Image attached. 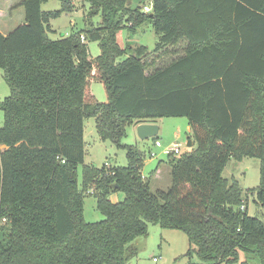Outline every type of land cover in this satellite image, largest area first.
Segmentation results:
<instances>
[{"label":"trees","instance_id":"trees-1","mask_svg":"<svg viewBox=\"0 0 264 264\" xmlns=\"http://www.w3.org/2000/svg\"><path fill=\"white\" fill-rule=\"evenodd\" d=\"M47 1L21 0L25 22L0 31L10 88L0 101V264H129L149 224L184 231L187 255L201 264H249L242 252L264 264V222L249 215L240 182L224 176L231 159L258 158L264 208V0H149L150 12L133 0H83L102 24L58 39L48 32L62 9L43 10ZM145 23L158 35L153 50L120 45V29ZM96 40L91 58L87 42ZM180 41L183 55L147 70L152 53ZM92 79L107 101L90 92ZM91 117L101 139L126 150L127 165L85 163ZM164 117L187 118L196 146L168 153L172 184L154 191L144 152L123 140L132 122ZM91 190L101 221L84 218ZM119 191L125 198L114 202Z\"/></svg>","mask_w":264,"mask_h":264},{"label":"rangeland","instance_id":"rangeland-1","mask_svg":"<svg viewBox=\"0 0 264 264\" xmlns=\"http://www.w3.org/2000/svg\"><path fill=\"white\" fill-rule=\"evenodd\" d=\"M20 1L10 0L8 2V0H0V6H3L4 15L7 16L5 26L2 27L5 32H10L25 22V8L18 4ZM148 1L133 0L132 6L136 7L140 3H147ZM13 5L15 6L12 8ZM42 9L45 11L62 9V13L50 21L53 30L49 31L48 35L52 39L68 36L72 32H81L85 35V30L95 29L102 24L101 13L95 11L90 3L83 0H70L67 3V7L62 0H48L42 5ZM82 37L85 41V37ZM118 42L122 47H128V45H146L149 50H153L158 42V35L151 24L145 23L138 28L136 33H131L128 29H120L118 31ZM87 44L91 58L100 54V40L88 41ZM186 46L185 41H180L177 44L170 45L161 54L159 52L156 54L152 53L149 60L154 56L157 57H154L156 59L155 62L151 63V66H147V70L151 71L156 67L171 63L179 55L184 54L183 49ZM175 52H179V54H174ZM0 88H3L5 95H9L10 88L4 78V70L2 68H0ZM89 90L98 101L108 100L105 86L100 80L92 79ZM158 120L161 126L159 133V139L162 143L161 147L156 146L153 139L145 141L140 139L137 134V126L140 123L136 121L127 127V136L123 140V143L133 145L134 148L144 152V166L142 169L144 177L150 176L161 160L167 161L168 153L166 149L178 144L181 153H183L196 146L192 130H188L187 118L164 117ZM0 123V126L4 123V112L1 109ZM85 133V163L97 167H101L106 162L113 166L127 165L126 150L117 147L110 140L100 138L94 117L86 118ZM189 139H192L194 143L192 147H188ZM161 166L165 172H162L158 180L155 179V182L153 181L152 190L154 191L157 189L166 190L172 184L169 165L166 163ZM224 176L229 179L235 178L240 182L246 197L244 203L247 206L249 215L257 217L264 222V208L257 202V189L260 185V160L253 157H245L242 161L231 159L224 170ZM78 178L81 183L82 165L78 168ZM91 191L90 193L87 192L85 197L84 218L89 222L101 221L105 216L97 208L94 196L95 191ZM111 198L114 202L122 201L125 198V194L123 191H119L114 193ZM132 244L137 247L138 255L129 264H201L196 255H187L190 249L188 235L177 228L169 229L149 224L148 234L137 237ZM155 258L157 261L154 260ZM246 260H248L249 264H258L257 258L253 256H248L247 258L242 252L241 261Z\"/></svg>","mask_w":264,"mask_h":264},{"label":"crops","instance_id":"crops-1","mask_svg":"<svg viewBox=\"0 0 264 264\" xmlns=\"http://www.w3.org/2000/svg\"><path fill=\"white\" fill-rule=\"evenodd\" d=\"M8 2H10V0H8ZM3 6H0V31L3 33V34H7V33H9V32H5L4 30H3V26H5V20H6V18H7V16L6 15H4V12H3V8H2ZM9 12H11V11H9ZM53 29V28H52ZM11 32V31H10ZM5 92H4V90H3V88H0V101H2L6 96H8V94L7 95H5L4 94ZM5 95V96H4ZM160 119V118H159ZM151 123H156V124H158L159 126H160V123H159V120L158 119H156V120H154V121H150ZM142 123V122H141ZM1 124V123H0ZM188 130L189 131H191V128H190V125H189V123H188ZM160 131H161V126H160ZM160 131H159V133H160ZM86 135V133L84 132V136ZM157 139L158 140H160L159 139V134H158V137H157ZM145 141V140H144ZM153 141L154 142H156V140H154L153 139ZM85 144H86V142H85ZM156 145V144H155ZM157 146V145H156ZM86 147V146H85ZM159 147H161V146H159ZM7 147H6V145H0V150L1 151H3V150H5ZM191 150V149H190ZM86 152V151H85ZM85 156H86V153H85ZM163 163L162 164H168V162L166 161V160H163L162 161ZM86 164H88V163H86ZM162 164H157V167H156V169H155V174H154V176H153V180H152V184H153V181L155 182V179L156 180H158L159 179V176L160 175H162V172H165V171H163L162 170ZM169 165V164H168ZM170 167V166H169ZM167 171V170H166ZM168 172V171H167ZM170 175H171V168H170ZM112 197V196H111ZM112 199V198H111Z\"/></svg>","mask_w":264,"mask_h":264},{"label":"water","instance_id":"water-1","mask_svg":"<svg viewBox=\"0 0 264 264\" xmlns=\"http://www.w3.org/2000/svg\"><path fill=\"white\" fill-rule=\"evenodd\" d=\"M159 131H160V126L156 123L142 122L137 126V134L142 140H149L156 138L159 134ZM193 145L194 143L192 139H189L188 147H192ZM114 187H118V184H115Z\"/></svg>","mask_w":264,"mask_h":264},{"label":"built area","instance_id":"built-area-1","mask_svg":"<svg viewBox=\"0 0 264 264\" xmlns=\"http://www.w3.org/2000/svg\"><path fill=\"white\" fill-rule=\"evenodd\" d=\"M152 10V3H146L145 5H143V11L144 12H150ZM155 144L157 146H162V143L160 140H156ZM167 153H176V154H181V150L178 144H175L173 147H170L168 149H166ZM65 160H63L64 162ZM106 164L109 166L110 164L106 162ZM242 209H245V206H242ZM5 220V219H4ZM155 261H157V259H154Z\"/></svg>","mask_w":264,"mask_h":264}]
</instances>
